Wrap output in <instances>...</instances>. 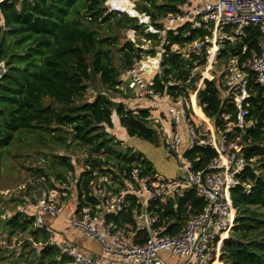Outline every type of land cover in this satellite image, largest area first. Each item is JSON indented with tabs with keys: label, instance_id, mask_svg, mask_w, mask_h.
<instances>
[{
	"label": "trees",
	"instance_id": "1",
	"mask_svg": "<svg viewBox=\"0 0 264 264\" xmlns=\"http://www.w3.org/2000/svg\"><path fill=\"white\" fill-rule=\"evenodd\" d=\"M105 1L0 0V65L5 70L0 75V157L1 150H8L13 141L24 136L36 135L40 143L60 146L63 153L54 155L47 173L38 170L37 177H52L50 190L65 194L63 201L69 193L66 174L75 178L76 208L101 201L90 185L96 179L107 177L117 186L116 192L134 171L139 177L156 176L142 155L131 149L119 151L120 144L107 132L113 109L126 134L151 143L158 140L148 108H131L127 103L115 102L106 93L118 92L125 72L142 60L143 54L161 59L153 89L184 98L190 121L199 129L202 122L211 129L209 120L216 133L224 132L235 116V107L228 103V89L221 79H203L198 88L200 74L193 71L206 66L207 44H203L199 55L191 54L187 59L183 56L187 46L210 37V31L194 29L188 23L164 29L165 17L177 14L182 0L137 3L135 11L145 14L158 33L148 32V25L139 24L137 18L107 12ZM121 30L134 31L135 42L125 41L118 48ZM259 35L258 28L249 27L235 45L225 40L218 49L217 60L227 62L236 58L241 63L258 52ZM139 36L152 42L149 51L136 47ZM113 50L119 54L116 63ZM93 81H98L103 91L96 90L86 100L88 84ZM190 92H195L191 102L201 109L196 106L198 112L195 110L200 121L191 111ZM248 92L247 120L252 126L237 132L246 164L237 175L238 184L231 190L235 217L228 237L222 236L217 259L220 264H264V97L252 75ZM76 152L83 156L78 172L75 166L79 159H73ZM185 157L199 171L216 153L209 147L195 146L185 152ZM125 202L124 210L116 216L108 215L106 221L135 229L134 212L140 211L141 203L134 196H127ZM204 205L205 201L189 190L165 205L153 202L149 209L157 216L154 227L175 236L186 219L200 213ZM1 233L8 242L13 237H25L19 240V252L4 256L0 251V264H74L69 255L51 242L44 226H34L32 216L0 209ZM135 239L142 242L145 234L135 231Z\"/></svg>",
	"mask_w": 264,
	"mask_h": 264
},
{
	"label": "built area",
	"instance_id": "2",
	"mask_svg": "<svg viewBox=\"0 0 264 264\" xmlns=\"http://www.w3.org/2000/svg\"><path fill=\"white\" fill-rule=\"evenodd\" d=\"M164 20L166 31L175 24L185 23L194 29L206 28L210 31V37L193 42L185 50V59L191 54L199 55L203 44L209 48L213 37L220 48L225 40L235 45L244 29L258 28V52L241 63L236 58L230 59L223 72L228 103L235 107L234 120L224 132L216 133L210 129V135H206L190 121L184 98L156 92L153 78L148 81L142 78L141 74L151 76L157 72L161 59L156 58V66L148 63L150 59L136 62L125 72L123 85L133 93V102L147 104L149 120L157 122L160 127L162 122L168 123L171 133L166 149L177 161H181L179 169L185 173V178L166 180L155 176L150 179L139 177L134 171L116 192L117 186L107 177L91 182L101 201L81 205L65 221L68 227L80 230L98 243L100 257L86 258L73 247L63 248L53 243V235L50 236L51 242L69 255L74 264H166L162 254L176 259L177 264H212L219 257L222 236H228L233 225L235 209L230 198L231 190L238 184L237 175L246 164L237 132L252 126V122L247 120L251 75L264 97V0H182L178 13L168 15ZM145 24L148 25V32L158 33L149 25V19ZM180 124L187 136L188 150L195 146L209 147L216 153V157L199 171H195L192 161L185 157L187 150L179 154ZM189 190L205 201L202 211L190 215L175 236L163 234V229L154 227L157 216L149 209L150 204L157 202L165 205L171 199L183 197ZM127 196H134L141 203L140 211L134 212L135 229L106 221L108 215L116 216L124 210ZM62 204L61 198L47 195L24 205L20 212L32 216L34 226L41 228L44 226L42 215L60 217ZM135 231L145 234L142 242L136 241Z\"/></svg>",
	"mask_w": 264,
	"mask_h": 264
},
{
	"label": "rangeland",
	"instance_id": "3",
	"mask_svg": "<svg viewBox=\"0 0 264 264\" xmlns=\"http://www.w3.org/2000/svg\"><path fill=\"white\" fill-rule=\"evenodd\" d=\"M126 5V10L124 12L128 13V9L132 11L131 15L134 14L135 7L138 4H141V0H122ZM114 0H110L107 3V0L104 3V6L107 9V12H111L112 10H117L114 8L113 4ZM130 14V13H128ZM127 15V14H126ZM142 14L135 15L138 20L139 24H142L144 18L141 16ZM128 16V15H127ZM129 17V16H128ZM146 19V18H145ZM1 24V22H0ZM119 36H121L119 40L118 48L124 43L125 41L135 42V32L132 30L124 31L121 30L119 32ZM140 37V36H139ZM141 45L136 47L142 49L143 51H149L152 47V42L146 41L143 37H140ZM188 47L186 49L188 50ZM174 49V48H173ZM218 46L216 44V40L213 37L212 43L209 48H207V63L206 66L201 69H195L193 71L194 74H200V81L198 84V88L202 85V80H218L222 81L223 85L224 82V69L229 64V60L227 62L217 60L218 55ZM160 52V51H159ZM113 54L115 57V63L117 62L118 52L113 50ZM156 57H149L143 54V61L147 59H156ZM4 68L0 65V75L4 72ZM160 72V69L153 73V75L149 76L146 74H141L142 78L145 81L154 78V76ZM206 77V78H205ZM124 84V83H123ZM118 87V92H106L107 95L112 98L115 102L121 101L124 104H129V106H133L132 102L134 100V95L132 92L128 91L124 85ZM89 88L86 93V100H90L96 93V90H100V85L98 81H93L88 84ZM194 96L195 92L189 93V104L191 107V111L194 117L198 120V116L195 113V110L198 112L197 105L194 102H191V97ZM192 103V106H191ZM138 104H142L139 102ZM197 106V107H196ZM199 108V107H198ZM200 109V108H199ZM201 110V109H200ZM194 111V112H193ZM202 112V111H201ZM203 114V113H202ZM202 122V121H201ZM211 129H213L210 121L208 120ZM151 125L155 127V131L158 136V140L156 143H151L149 141H145L139 139L137 137H131L124 131L122 127L119 117L112 109V115L110 119V126L107 127V132L110 136L115 140V142L119 143V147L117 148L119 151L123 152L126 149H131L134 152L142 155L152 166L154 172L156 173L157 177L166 179V180H173V179H184L185 173L179 169V165L181 161H177V159L171 155L166 149V142L170 138V126L167 122H162L161 127L160 125L154 121H151ZM202 126L201 131L206 132V135H210V129L204 123ZM181 143L179 145V154H183L186 150H188V140L186 133L182 127V124L178 127ZM159 134V135H158ZM36 135L32 137H22L20 141H13L7 148L8 150L4 149L1 150V157H0V209H11L12 213L13 210H20L24 207V205L32 204L33 200H37L42 198L43 196H51L55 195L56 198H61L65 194H61L56 191L50 190V184L52 181V177H37V171L41 170L44 173H47V168L49 162L51 161L54 155H61L63 153L60 146H52L47 141H43L40 143L35 139ZM82 157L79 153H75L73 159H79L78 164L75 166L76 171H80L82 169ZM66 181L68 184V195L65 199L67 202V206L65 207L62 215L57 217L64 221L65 216H71L73 209L76 210L78 200L76 192L73 188L75 183V178L72 179V176L66 174ZM54 183V182H53ZM54 185L63 187L64 185H59L58 183H54ZM46 194V195H45ZM67 211H70L71 214H66ZM48 216V214H43L42 217ZM54 218V217H52ZM51 218V219H52ZM51 236V231H55L54 228H50L47 226L46 228ZM51 229V230H49ZM53 234V233H52ZM25 236L20 237H13L10 242L6 240L5 234H0V251H3V255L6 256L12 251L19 252L20 251V239L23 240ZM51 238V237H50ZM100 252V251H99ZM166 259V264H177L178 262L176 259H170L166 254H164ZM218 256L214 260L212 264H220L218 262Z\"/></svg>",
	"mask_w": 264,
	"mask_h": 264
},
{
	"label": "crops",
	"instance_id": "4",
	"mask_svg": "<svg viewBox=\"0 0 264 264\" xmlns=\"http://www.w3.org/2000/svg\"><path fill=\"white\" fill-rule=\"evenodd\" d=\"M138 103H139L138 101L132 102L133 106H131V108H134V106L137 105L147 108V104L145 103L138 104ZM62 205L64 211L65 207L67 206V202L63 201ZM71 212L73 214L75 212V209H73V211ZM71 212L67 211L66 214L67 215L71 214ZM51 218L52 217L44 216L42 217V221L45 228H47V226L52 229L54 228L55 231H51L53 233V234L51 233L53 235V241H54L53 243H56L57 245L63 248L73 247L78 253H80L82 256L86 258L97 259L100 257V252H99L100 247L98 243L88 238L80 230L68 227L65 219L63 221L62 219H59L57 217L52 219ZM162 257H166V256L162 254Z\"/></svg>",
	"mask_w": 264,
	"mask_h": 264
},
{
	"label": "bare ground",
	"instance_id": "5",
	"mask_svg": "<svg viewBox=\"0 0 264 264\" xmlns=\"http://www.w3.org/2000/svg\"><path fill=\"white\" fill-rule=\"evenodd\" d=\"M113 4H114L113 5L114 8L117 9V10H112L111 9V11H115V12L118 13V12H121V11L124 12L126 10V5L124 4V2L122 0H114ZM128 13H130V15H131L132 11L128 9ZM134 14H135V11H134ZM144 20H145V22H143V23H147V19L144 18ZM157 61H158V59H150V61L148 63H152L153 66H156Z\"/></svg>",
	"mask_w": 264,
	"mask_h": 264
},
{
	"label": "water",
	"instance_id": "6",
	"mask_svg": "<svg viewBox=\"0 0 264 264\" xmlns=\"http://www.w3.org/2000/svg\"><path fill=\"white\" fill-rule=\"evenodd\" d=\"M135 11V10H134ZM111 12H114V13H116V14H118V15H121V14H127L129 17H131V18H136L135 17V15H130V14H128V13H126V12H123V11H121V12H115V11H111ZM135 14L137 15L138 13L135 11ZM143 18H146V19H148V17L145 15V14H142L141 15ZM142 24H144L143 22H142ZM141 45V43L140 42H137V46L139 47Z\"/></svg>",
	"mask_w": 264,
	"mask_h": 264
}]
</instances>
